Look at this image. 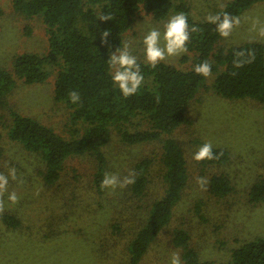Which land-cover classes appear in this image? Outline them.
Returning a JSON list of instances; mask_svg holds the SVG:
<instances>
[{
  "label": "rangeland",
  "instance_id": "1",
  "mask_svg": "<svg viewBox=\"0 0 264 264\" xmlns=\"http://www.w3.org/2000/svg\"><path fill=\"white\" fill-rule=\"evenodd\" d=\"M177 1L189 6L192 19L207 21V16L216 15L232 0ZM0 9L3 11L0 70L11 71L19 54L48 52V34L41 17L18 11L13 0H0ZM177 13L183 12L174 9L161 20L145 10L136 15L125 34L124 45H129L137 62L146 63L142 41L147 32L156 28L163 33L164 24ZM237 17L240 24L230 36L222 37L217 47L228 49L250 42L264 44V36L260 35V29L264 28V0ZM195 57L188 50L165 62L189 70L194 67ZM51 69L52 75L44 82L18 80L5 103L0 104V146L4 153L0 174L9 180L2 197L3 212L13 213L22 221V225L13 228L0 218V264H129L128 245L148 219L154 198L164 193L162 173L156 168L148 195L143 198L133 194L131 185L100 193L94 183L98 168L95 157L71 155L65 161L61 177L54 184L46 183L43 175L46 165L42 158L12 139L10 131L15 124V113L32 117L68 139L84 133L83 124L72 122L69 106L56 100L57 66ZM218 69L221 71L225 66L219 65ZM218 74L212 70L206 77L188 107L190 121L173 133L186 156L188 183L174 207L171 221L139 264H170L173 253H178L181 264H186L184 247L175 243L180 230L188 232L190 244L201 260L216 262L230 261L234 249L264 236V200L255 202L251 195L252 188L264 180V105L251 97L219 95L215 89ZM150 79L145 82L149 83ZM204 143H211L213 149L226 150L229 159L195 161L193 154ZM161 146L157 141L126 143L120 130L113 127L104 148L107 173L123 178L134 172L136 163L144 157L157 159ZM13 168L15 179L9 176ZM221 174L229 176L232 190L217 195L210 186L213 177ZM198 178L206 179L207 184L201 186ZM11 192L19 197L16 204L8 201Z\"/></svg>",
  "mask_w": 264,
  "mask_h": 264
},
{
  "label": "trees",
  "instance_id": "2",
  "mask_svg": "<svg viewBox=\"0 0 264 264\" xmlns=\"http://www.w3.org/2000/svg\"><path fill=\"white\" fill-rule=\"evenodd\" d=\"M15 8L29 16H39L46 25L49 50L45 54L26 52L17 55L13 69L0 70V104L16 87L18 80L26 83L44 82L57 66L55 98L66 103L72 122L83 124L81 136L68 139L53 128L25 115L15 114L10 137L39 154L46 165L44 179L54 184L61 177L65 161L71 155H91L98 161L94 183L103 193L101 181L107 173L108 158L104 150L111 138V129L120 130L129 144L160 142L162 152L157 159L148 156L135 165V183L131 191L139 198L148 195L153 172L162 173L164 193L150 206L149 217L128 245L129 264H139L143 256L169 224L173 210L188 183L185 153L173 133L190 121L188 107L206 77L193 69L184 70L165 61L155 68L138 62L144 82L138 92L124 98L111 78L108 58L111 52L123 48L125 34L132 27L136 15L145 10L158 19H165L174 9L188 17L190 31L187 48L196 54L194 66L208 62L218 74L216 92L226 98L251 97L264 105V44L250 42L228 49L217 47L222 38L214 24L196 21L189 15L186 3L177 0H13ZM263 0H232L217 14L237 17L253 4ZM100 10H97V7ZM3 11L0 9V15ZM100 15L111 20L100 21ZM110 30L107 45L101 44V33ZM110 46V47H109ZM241 67H236L235 62ZM250 61V62H249ZM219 65L225 69L219 70ZM151 78V79H150ZM150 79L152 84L146 83ZM78 91L80 102L72 104L71 91ZM132 126H136L132 129ZM145 126V127H144ZM211 162L229 159L224 149H213ZM0 146V159L3 156ZM158 166V167H156ZM210 190L224 195L232 190L229 176L221 174L212 179ZM255 202L264 200V180L251 191ZM0 218L9 227L22 225L13 213L2 212ZM175 243L184 247L186 264H264V236L243 243L234 249L228 262L203 261L190 244V235L184 230L176 233Z\"/></svg>",
  "mask_w": 264,
  "mask_h": 264
},
{
  "label": "clouds",
  "instance_id": "3",
  "mask_svg": "<svg viewBox=\"0 0 264 264\" xmlns=\"http://www.w3.org/2000/svg\"><path fill=\"white\" fill-rule=\"evenodd\" d=\"M99 20L104 22L111 20L108 15H100ZM208 23L216 26V31L220 36L227 38L230 36L234 27L240 24L238 17L231 16L228 13L209 15L206 17ZM163 33L159 29L152 28L143 38L144 59L147 65L155 68L159 63L167 60L169 57H177L188 51L187 44L190 40V31L197 32L198 29L193 26L189 29L188 17L184 13H177L171 16L163 26ZM110 35V30H105L101 33V44L107 45V37ZM260 35L264 36V28L260 29ZM110 47V46H109ZM111 69V78L113 84L118 87L124 98L135 95L141 88L144 82V76L141 72L136 56L129 51V45L126 43L123 48H117L115 52H111L108 58ZM250 62V61H249ZM236 67H241L240 62H235ZM193 71L197 75L208 77L211 75V65L208 62L200 63L194 66ZM69 99L72 104L80 102V94L78 91H71ZM195 161L212 160L216 156L213 153L211 143H204L193 154ZM9 176L12 179L16 178V170L10 169ZM8 176L0 174V212L4 210L3 194L7 191ZM135 183V173L130 172L127 176L121 178L117 174L105 173L102 181V189L117 188L123 189ZM197 183L201 186L207 184L204 178H198ZM19 197L15 192L8 194V201L11 204H16ZM170 264H181L178 253H173L170 259Z\"/></svg>",
  "mask_w": 264,
  "mask_h": 264
}]
</instances>
